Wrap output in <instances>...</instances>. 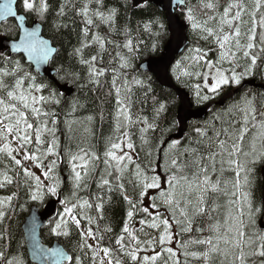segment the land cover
Listing matches in <instances>:
<instances>
[{
    "label": "trees",
    "instance_id": "1",
    "mask_svg": "<svg viewBox=\"0 0 264 264\" xmlns=\"http://www.w3.org/2000/svg\"><path fill=\"white\" fill-rule=\"evenodd\" d=\"M188 1H190V7L192 6L191 8H193V15L196 21L200 24H203L206 20L205 16L210 17L213 15V11H208L203 6L204 4L209 2L213 4L220 3L219 9L222 14L224 7L228 3L234 2V0ZM36 2L38 4L39 0H36ZM47 2L49 10L43 21L39 20V17L34 13H25L21 3L19 10L26 15L28 23L33 21L40 22L44 36L51 41V44L57 50L49 68L55 71L61 69L60 76L55 74V80L73 91V94L67 97L66 94L56 89L55 83L38 77V81L42 80L50 85V88L46 89L43 94L49 96L50 93H54L55 99L59 101V103L53 101L44 105L45 110L56 113V125L53 126L49 123L48 126L49 128H55L57 153L55 156H49L44 159L43 164L47 165L51 160H56L57 167L54 170V174L60 181V194L57 196L46 195L43 201H32L27 193L28 185L32 184L34 186V180L24 177L22 168H18L8 157L0 154V181H3L4 174L13 178L12 184L0 187V199L16 193L11 206L4 208L6 215L3 221L0 222V236L3 237L0 239V251H3L8 259L21 257L24 260V264H31L26 253L22 232V225L29 214L30 208L38 206L41 209L47 202L56 200L57 197H60L61 200L66 197L75 200L71 196L74 191L72 166L74 163L79 165L83 162L80 160L72 161L71 156L84 155V152H87L95 153L98 159L88 161L89 175L84 178L83 184L76 190V193L77 197L90 200L93 203L98 202L94 197H102L104 199L105 220L100 222L101 228L108 224L113 228V233L110 235L114 237L119 234L129 209L118 188L114 187L112 191H109L108 187L97 188V181L107 168L104 163L105 159H109L111 164V168L107 170L113 173L111 177L107 178L115 185L117 182L115 177L120 175L121 180L119 182L123 183L127 195L137 201L139 200V188L134 187V182L135 170L137 165H139L147 176H159L162 187L161 189H150L148 195L144 198L143 206L149 207L151 215L137 212L133 216L130 223L137 230L136 235L141 240L148 239L150 236L158 238L163 232L162 224L159 228L154 229L148 227L147 224L141 226L139 221L145 219L150 224L153 222V217L159 214L162 219L169 220L170 232L174 234L172 243L166 244L165 247L172 248L177 253V256L169 259L168 254L165 252L156 264H164L165 260H168L169 264H174L175 261H179V264H204L203 260L193 259L191 256L185 257L183 253L185 250L188 252H202L205 250V245L188 242L209 236L211 233L208 231V225L215 223L216 220L223 223L230 207L227 203L229 197L223 194L210 195L208 207L211 208L214 204L219 205L218 210L211 213L213 220H209L207 215L195 216L192 219V231L183 233L180 232V226L172 222L173 218L168 207L160 203L159 199L156 200L158 207H151L153 203L152 197H157L161 190H165L164 186L166 185L163 184L175 172V168L171 167V161L177 159L180 164L188 163L191 157L185 151L186 149L197 148L200 152L206 153L207 148L205 146L208 143V137H211L215 131L228 127L232 123H236L238 126V122L242 120L244 115L239 109L244 108L247 101H251V106L256 109L257 118L260 119L259 113L264 112V91H261L263 89L249 92L244 88L238 94H232L231 92L235 86H228L216 92H209L205 88L204 91L200 87L204 79L203 75H183L182 73L186 69L189 71L199 70L204 73L206 68L205 61L217 62L221 51L213 38L202 39L201 36L205 35V33H202L200 29H193L188 21L187 36L190 40V45L178 57L170 70V74L176 86L189 94L194 109L203 108L209 104L214 105L208 111L204 120L191 121L188 123L183 137L175 139L180 130V123L177 119V112L180 106L178 97L173 91L161 88L152 75L139 71V65L143 62L162 56L164 47L170 38L162 13L154 7L142 3L134 7V0H102L100 4L97 3V0H47ZM85 3L89 4V16H92L94 21L91 26H86L84 17L77 15V12ZM61 5H65V12L64 15L58 16L57 12L60 10ZM109 9L116 10L114 24L111 27L108 23L101 22L95 16L96 11L107 14ZM207 11L212 14H207ZM157 19L163 23L164 27L162 29L159 24H150V22ZM145 24H150V28L147 31L144 27ZM56 25H60V27L57 28ZM5 26L3 30L6 31L0 33V35H4L8 39H16L18 28L15 23L11 21L6 23ZM208 26L214 27L211 23H208ZM86 27L88 30L87 37L84 36L83 32ZM93 34L99 35L106 41L103 50L100 49L97 42L92 40ZM128 40H131L135 49L132 53L124 47ZM82 41L90 44L89 47L83 49L84 59L97 55L95 66L104 69V75L96 78L98 83H94L89 79L88 67L81 64L79 57L74 54L75 49L81 47ZM153 44L156 45L155 50L153 49ZM196 48L202 49L201 54L206 52L207 56L205 60L200 61L198 69H193L191 66L195 62L191 57L197 55L194 51ZM3 56H9V54L0 52V71L9 70L13 66L11 63H6ZM9 57L13 61L21 59V56ZM121 57L129 58L130 67H120ZM22 63L25 69L29 70L24 60H22ZM235 63L238 62L229 63L225 60L215 63V66L226 73H231V68ZM177 64L180 65L179 68L176 67ZM249 64L251 65L250 61L246 59L245 64L239 63V67H236L238 72L246 75L240 82L250 80L255 81V88L259 85L263 86L264 59L257 62V67H252V75L248 76L245 73V68ZM30 70L33 72L32 68ZM33 74L35 73L33 72ZM61 76H63V79H61ZM134 78L143 81V84H135L133 82ZM6 79L9 83L11 82V78ZM114 80L115 85L113 84ZM197 86H199V97L207 96V100L197 96ZM223 99V106H218L217 104ZM117 100L123 102L130 117L129 121H125L123 115L120 116L119 122L121 125H126V127H121L119 132L116 131V116L119 108ZM161 103L165 104L166 110L157 114V109ZM73 107L75 108L74 111ZM89 117H91V120L88 119ZM145 120L153 127L147 128L144 123ZM145 128H147V131L142 132L141 129ZM249 128L251 129V125H249ZM197 129H201L206 135L202 137L196 131ZM125 131L128 133L127 137L123 135ZM254 131L252 129L245 137L243 143L244 151H248ZM43 139L48 142L51 141L52 136L50 133H44ZM128 141L134 145L131 150L126 147V142ZM113 142L121 143L120 149L125 150L132 157L130 163L127 160L121 162L122 166L127 165L122 173H116V161L105 156V152L111 148V143ZM12 146L16 147L15 144ZM81 149L84 152H81ZM120 149H113L112 151L115 155L117 153L120 155ZM30 150H34V137L33 146H30ZM85 159L88 160V157L86 156ZM240 159L243 161L245 158L241 156ZM28 164H33V162L28 161ZM205 164L209 165V174L213 181H215L217 176H220L221 180L224 181L231 180L235 175L230 170H225L221 175V165L219 163H217L216 172L213 174L209 162L206 161ZM24 167H26L25 163ZM93 167L94 171L92 170ZM228 167L227 164L224 165L225 169H228ZM249 167L252 168L250 174L252 200L255 206L262 207V212L256 221V225L259 227L264 215L262 200L264 161H258L249 165ZM44 170V168H36L33 173L41 177V180L47 184L50 181L44 180L42 175ZM77 170L82 171L80 168H77ZM194 170V168L189 167L185 169V172L191 178V172ZM221 186L223 187V184ZM229 188H231V185H229ZM63 207L61 204V212H63ZM139 207L141 205L138 204ZM89 214L95 216V209H92ZM177 218H180L178 212ZM57 219H59V216L55 220ZM55 220L50 221L49 225L42 230V241L46 245H52L57 242L68 254H72V248L78 239V235L74 234L71 240L63 236L53 235L50 228L54 226ZM92 227L95 229L96 226L92 225ZM141 227H143V232L139 231ZM197 228L203 229V231L197 232ZM249 231H251V228H249ZM89 243H92V241H89ZM185 243H188L187 249L182 247ZM107 244L108 237L105 236V245ZM154 247L156 251H160L158 243ZM152 254L151 250L146 253H140L141 256ZM86 264H90V262L86 261ZM213 264H220V258H214Z\"/></svg>",
    "mask_w": 264,
    "mask_h": 264
},
{
    "label": "snow or ice",
    "instance_id": "2",
    "mask_svg": "<svg viewBox=\"0 0 264 264\" xmlns=\"http://www.w3.org/2000/svg\"><path fill=\"white\" fill-rule=\"evenodd\" d=\"M16 0H4L0 3V20L7 17H15L21 24L23 34L20 36L19 43H13L11 49L13 52H23L28 61L30 62L28 69H25L22 63L23 57L20 60H11L9 56H3L6 63H11L13 66L9 70L0 71V154L8 157L14 165L23 169V175L26 178L34 180V186L28 185L27 195L32 201H43L46 195L57 196L60 194V181L55 176L54 170L57 167L56 160H51L47 165L43 164V160L49 156L56 155L57 140L55 137V128H49V123L53 126L56 125V113L47 111L44 108L45 104L53 101L59 103L55 99V94L50 93L45 96L43 93L50 85L44 83L42 80L38 81V74H33L31 64L34 63L37 68L50 61L52 53L55 49L49 47L48 41L40 38L39 30L23 27L25 21L24 15H18L13 9V4ZM102 0H97L100 4ZM252 9L248 13L250 16L251 27L247 32L242 33L241 28L246 23L243 20V14L247 12L246 5L242 2L228 3L224 7L222 14L217 21L216 16H210L209 20L216 22V27H209L208 21L200 24L196 21L193 15L192 8H188L186 19L191 23L193 29H200L202 39L213 38L215 43L221 49L219 53V63L227 60L229 63L239 59L238 54L242 52L244 58H250L251 65L245 68V73H250L252 67L257 63V55L252 54V50L256 47L254 41L257 35V27L264 29V0H252ZM135 7L136 4L134 3ZM209 10H213L215 5L211 2L203 5ZM22 7L25 13H34L41 21L46 18V13L49 10L47 0H22ZM232 9H236L234 14ZM89 4L85 3L83 7L77 12V15L84 17L86 26L93 25L94 21L89 16ZM65 5H61L60 10L57 12L58 16L64 15ZM262 13L257 19V14ZM95 16L101 22L108 23L111 27L114 24L116 16L115 9H109L107 14L96 11ZM159 24L162 29L163 23L157 19L150 22V24ZM150 24H145V30H149ZM57 28L60 25H56ZM228 31H225V29ZM84 36H88L87 27L83 30ZM159 35V33H157ZM242 36H246L247 43L242 42ZM92 40L99 44L101 50L104 49L106 41L97 34L92 35ZM261 52H264V32L260 33ZM234 45V50H233ZM90 44L82 41L81 47L76 48L74 54L79 57V62L88 67L89 79L98 83L97 77L104 75V69L95 66L97 55H92L88 59L83 57V49L89 47ZM226 46H228L226 48ZM124 47L130 53L135 49L132 46L131 40H128ZM156 45L153 44L155 50ZM197 55L192 56L191 59L195 62L191 67L198 69L200 61L205 60L207 53H202V49H194ZM212 61H205V66L209 69L215 67ZM179 64L176 65L179 68ZM121 68L130 67L129 58L121 57ZM235 63L231 68L232 75L228 77L223 71L217 70L212 76V83L206 84L205 87L211 92H216L221 85L228 84L229 81L239 84L243 74H237ZM151 70V69H149ZM61 69L56 70V74L60 76ZM185 76H201L207 80L208 73H201L199 70H185ZM6 78H11L9 83ZM63 79V76H61ZM137 85H142L143 81L133 79ZM115 85V80L113 81ZM119 92V90H117ZM197 96L199 97V86H197ZM207 100V96L199 97ZM119 106L117 112V127L116 131L119 132L121 125L119 122L120 116L123 115L125 121H129L126 106L121 100H117ZM75 108L73 107V111ZM166 110L165 104L161 103L157 109V114ZM244 115L241 121L229 124L228 127H223L214 132L211 137H208L206 153L200 152L197 148L186 149L185 151L191 157V160L186 164H180L177 159L171 161V167L175 168V172L169 177L168 190H161L157 197H152V208H157L156 200L159 199L160 203L166 205L172 215V222L180 226V232L192 231V219L195 216L207 215L209 220H213L212 212L218 210L219 205L208 207V199L212 194H223L229 197L227 203L230 206L228 212L221 223L216 220L215 223L208 225V231L211 233L203 239H195L188 243L205 245V250L202 252H188L184 251L185 257L191 256L193 259H200L204 264H213L214 258H220V264H264V225L257 227L256 221L259 214L262 212V207L254 205L252 200V180L250 174L252 168L249 165L255 164L258 161H264V112L259 113L260 119L257 118L256 109L251 106V101L246 102V106L239 109ZM43 118V119H42ZM91 120V117L88 118ZM144 123L147 128H152L153 125L148 124L145 120ZM251 125V129L249 128ZM147 128L141 129L142 132L147 131ZM254 129L251 136L250 151H244L243 143L245 137L249 132ZM202 137L206 135L201 129L196 130ZM44 133H50L52 136L51 141L46 142L43 139ZM125 137L128 133L123 132ZM34 137V150H30L33 146ZM261 142L259 151H257L256 141ZM15 144L16 147L12 145ZM46 144V147H45ZM128 149H133L134 145L128 141L126 142ZM121 143H111V148L105 152V156L111 160L116 161V173H122L126 168L121 165L122 161L127 160L129 163L132 157L127 153L123 155H115L113 149H120ZM81 152H84L81 149ZM22 154V155H21ZM88 157V160L85 157ZM245 159L242 161L240 157ZM20 157V158H18ZM219 158V160H218ZM98 159L95 153L84 152V155H72L71 160H80L83 163L77 165L73 164L72 172L74 179V191L71 196L75 200L65 198L60 203L64 206L63 212L59 213V219L54 221V226L50 228L53 235L71 238L78 235L75 245L72 248V254H66L62 249L55 248L50 251L41 249V256L46 258L48 256L57 258L63 264H156L161 259L163 253H167L169 259L176 257L177 253L170 247H165L166 244L172 243L173 233L170 232V222L168 219H162L159 214L153 217V222L148 223L145 219H141L139 224L141 226L147 224L151 228H159L163 225V232L159 237H149L148 239L141 240L136 235V229L132 227L131 221L137 212H143L151 215L149 207L143 206L144 198L148 195L150 189H161L160 178L157 175L147 176L140 166L137 165L135 170L134 187L139 188V200H133L127 195L123 183H120L121 176L115 177L116 184L113 185L112 181L107 177H111L113 173L108 171L111 168L109 159H105L104 163L107 166L105 172L101 174L100 179L97 181V188L108 187L109 191L113 188H118L123 195L125 202L128 204L129 209L126 213L123 226L119 234L114 237L110 235L113 233V228L106 224L103 228L100 227V222L105 220L104 215V199L102 197H94L98 202L93 203L90 200L77 197L76 190L83 184L84 178L89 175V160ZM25 161H32L36 168H44L42 172L44 180L50 181L45 184L44 181L36 176L27 167H24ZM209 162L211 171L216 172V165L219 163L221 175L225 170L234 172V177L231 180L222 181L220 176H217L213 181L209 174ZM227 164L228 169L224 168ZM192 167L195 170L191 172V178L185 172L186 168ZM80 168L82 171L77 170ZM95 170L94 167L92 169ZM155 171V169H153ZM179 174V175H178ZM27 182V181H26ZM13 178L4 174L3 181H0V187L6 184H12ZM223 184V187L221 186ZM231 185V188H229ZM16 193L0 199V222L5 218V207H10ZM138 204L141 207L138 208ZM234 206V209H233ZM92 209H95L96 215H90ZM177 212L179 217L177 218ZM95 225V229L92 227ZM251 228V231H249ZM143 232V227L139 229ZM197 232L203 229L197 228ZM147 235V234H145ZM105 236L108 237V244L105 245ZM3 237L0 236V239ZM92 241V243H89ZM159 244L160 251L155 250V245ZM188 243L182 245L185 249ZM151 250L152 255H143L140 253L148 252ZM127 258V259H125ZM0 264H24L21 257H13L8 259L3 251H0ZM164 264H169L168 260ZM174 264H179L175 261Z\"/></svg>",
    "mask_w": 264,
    "mask_h": 264
},
{
    "label": "water",
    "instance_id": "3",
    "mask_svg": "<svg viewBox=\"0 0 264 264\" xmlns=\"http://www.w3.org/2000/svg\"><path fill=\"white\" fill-rule=\"evenodd\" d=\"M150 3L157 7L158 10L164 14L168 32L170 35V39L167 41L164 51L161 57L150 59L139 65V71L141 73L150 74L155 79L156 83L163 89H167L173 91L178 97L179 108L177 112V119L180 123L179 134L175 137V139H181L186 132L187 125L191 121H199L204 120L208 114V111L213 107L214 104H209L206 107L194 109L191 104V99L189 94H187L184 90L179 89L174 83L172 77L170 76L171 67L176 62L177 58L180 57L185 50L190 45V40L187 36V26L181 21L180 17L176 14L178 9L184 8L186 6L183 0H149ZM4 0H0V3H3ZM140 0H134V3L138 5ZM18 0L13 4V9L16 10V5ZM13 20L19 30V36L17 40H8L3 39L0 42V51L4 52V50H9L10 55H21L23 56L26 65H29L26 55L23 52H13L11 49V45L13 43H19L20 36L23 34L22 28L20 27L21 22L15 17H7L6 19L0 20V25ZM23 27L28 28L29 30L38 29L40 38L48 41L49 47L55 49L52 53L50 61L46 64H43L37 68V66L32 63L31 67L34 72L41 77L47 78L50 81H55L53 76L55 74L54 70L49 68L50 62L56 54V48L51 44V42L43 36L42 26L38 23H35L32 27H28L26 25V18L23 22ZM151 69V70H149ZM56 84V82H53ZM255 81H247L244 83V86H255ZM242 87V88H243ZM58 90H61L70 96L72 94V90L67 87H63L57 85ZM242 88L235 90L232 94H238L241 92ZM258 89H264V86L259 85L256 86ZM224 104V99L218 103V106H222ZM263 179H264V168H263ZM263 212H264V181H263ZM61 199L52 200L43 209H40L37 206H33L30 209L29 215L26 217L23 225L22 232L24 237V243L26 252L28 255V260L31 264H63L62 261L57 258L48 256L46 258L42 257L40 252L41 249L45 251H50L55 248L62 249L66 254H68L64 248L57 242L52 245H46L43 243L41 238V233L44 228H46L50 221L55 220L59 214V204ZM264 215L260 221V225H264L263 223Z\"/></svg>",
    "mask_w": 264,
    "mask_h": 264
},
{
    "label": "rangeland",
    "instance_id": "4",
    "mask_svg": "<svg viewBox=\"0 0 264 264\" xmlns=\"http://www.w3.org/2000/svg\"><path fill=\"white\" fill-rule=\"evenodd\" d=\"M238 2H241V0H234V2L233 3H238ZM242 2L246 5V7H247V12H245L244 14H243V20L244 21H246V23L242 26V28H241V31H242V33H245V32H247V30L251 27V21H250V16H249V12L251 11V9H252V6H253V4H252V0H242ZM20 3L22 4V0H18V3H17V5H16V10H17V14L18 15H24L25 17H26V15L24 14V13H22V12H20V10H19V5H20ZM189 3H190V1H189ZM191 5V4H190ZM214 5H215V8L213 9V10H211V11H213V15L212 16H216V18H217V21L219 20V17H220V15H221V12H220V9H219V7H220V3H214ZM192 7V6H191ZM191 7H189V8H191ZM193 9V8H192ZM208 11H209V9H208ZM207 11V14H209V15H211L212 13H210V12H208ZM236 11V9H232V13L234 14V12ZM262 11H264V10H262ZM204 12H206L205 10H204ZM262 13H258L257 14V19H259V16L261 15ZM184 17H185V15H184ZM203 17H204V15H203ZM90 18H92V16L90 17ZM204 18H206V20H208L209 19V16H205ZM93 19V18H92ZM40 20V19H39ZM187 19H185V22L187 23V25H189L188 23V20L186 21ZM205 20V21H206ZM14 22L13 20H9L8 22ZM7 22V23H8ZM15 23V22H14ZM35 23H38V24H40V22H38V21H33L32 23H28V19H27V17H26V25L28 26V27H32ZM208 23H211L214 27H216L217 26V24H216V22H213V21H208ZM6 24V23H5ZM5 24H1L0 25V33H3L4 31H6V30H3L4 29V26H5ZM16 25V24H15ZM6 27V26H5ZM43 31V30H42ZM225 31H228V29L226 28L225 29ZM261 32H264V29H261L259 26L257 27V35H256V39H255V41H254V44L256 45V47L252 50V54H255V55H257V62H259V61H261L262 59H264V52H261V44H260V33ZM18 36H19V32H18ZM43 36H44V33H43ZM45 37V36H44ZM46 38V37H45ZM3 39H8L7 37H4V35H0V40L2 41ZM47 39V38H46ZM242 42L243 43H247V39H246V36H242ZM219 50H220V48H219ZM4 51H7V53L9 54V51L8 50H4ZM18 56H21V55H18ZM238 56H239V59L236 61V62H238V64L239 63H243V64H245V60L246 59H248L249 61H250V63H251V60H250V58H244L243 57V54H242V52L241 53H239L238 54ZM54 58V57H53ZM53 60V59H52ZM248 66H250V64L249 65H247L246 67H248ZM254 67H257V63H256V65L254 66ZM217 70H220V69H218L216 66L215 67H213V68H211V69H209V68H205V71H204V73L205 72H207L209 75H208V78H207V80L204 78L203 80H202V84H200V87L205 91V89L206 90H208L209 91V89L207 88V87H205V85L206 84H208V85H210L213 81H212V76L216 73V71ZM220 71H222V70H220ZM224 72V74L226 75V76H228V77H231V75H232V72L230 73V72H225V71H223ZM236 72H237V74H242V73H240V72H238L237 70H236ZM252 72L253 71H251L250 73H246L248 76L249 75H252ZM56 74V73H55ZM204 77V76H203ZM243 77H246V75L245 74H243L242 75V78ZM53 79L55 80V75L53 76ZM50 81V80H49ZM51 82H55V81H51ZM241 83L242 82H240V84H235L234 82H231V80L229 81V83L228 84H225V85H221L220 86V88H218L217 90H221V89H223V88H226V87H228V86H235V89L236 88H238V86L239 85H241ZM57 85H60V86H63V87H67L66 85H62V84H60V83H56V85H55V87H56V89L58 90V88H57ZM68 89H70L69 87H67ZM205 88V89H204ZM58 91H60V90H58ZM209 92H211V91H209ZM62 93H64V94H66L65 92H62ZM72 94H73V92H72ZM71 94V95H72ZM70 95V96H71ZM67 96V95H66ZM67 97H69V96H67ZM250 146H251V140H250V143H249V148H248V151H250ZM256 146H257V151H259V149H260V146H261V142L259 141V140H257L256 141ZM120 152V155H123L124 153H127L125 150H123V149H120L119 150ZM57 153V152H56ZM117 156H119L118 155V153L116 154ZM25 163V165H26V167L30 170V171H34L35 169H36V167L33 165V164H28V161H25L24 162ZM40 179H41V177H40ZM163 185H166V186H164V189L165 190H167L168 189V183L166 182L165 184H163ZM161 187H162V185H161ZM58 198H60V197H57L56 198V200L58 199ZM61 199V198H60ZM47 203H49V202H47ZM46 206V205H45ZM31 209V208H30ZM59 211H60V213H61V203L59 204ZM29 215V214H28ZM59 216V215H58ZM26 249V248H25ZM27 253V252H26ZM28 256V255H27Z\"/></svg>",
    "mask_w": 264,
    "mask_h": 264
},
{
    "label": "flooded vegetation",
    "instance_id": "5",
    "mask_svg": "<svg viewBox=\"0 0 264 264\" xmlns=\"http://www.w3.org/2000/svg\"><path fill=\"white\" fill-rule=\"evenodd\" d=\"M185 1V3H186V6L184 7V8H181V9H178L177 11H176V14L180 17V19H181V21H183L185 24H186V26H187V32H188V29H189V25H187V23L185 22V19H186V14H187V11H188V8L190 7V3H189V1L188 0H184ZM140 3H142V4H146V5H150V6H152V7H154L156 10H158V8L157 7H155V6H153L151 3H150V1L149 0H140V2H139V4ZM138 4V5H139ZM159 11V10H158ZM160 12V11H159ZM161 13V12H160ZM163 15V17H164V20H165V22H166V19H165V16H164V14H162ZM184 15H185V17H184ZM187 21V20H186ZM189 24V23H188ZM168 29V26H167V22H166V30ZM170 39V38H169ZM168 39V40H169ZM244 85V81H243V83H242V85L241 86H243ZM240 86V87H241ZM264 86V85H263ZM244 88L247 90V91H249V92H254V91H257V90H259L258 88H255V86H244ZM243 88V89H244ZM242 89V90H243ZM261 90V89H260ZM261 91H264V89L263 90H261Z\"/></svg>",
    "mask_w": 264,
    "mask_h": 264
},
{
    "label": "bare ground",
    "instance_id": "6",
    "mask_svg": "<svg viewBox=\"0 0 264 264\" xmlns=\"http://www.w3.org/2000/svg\"><path fill=\"white\" fill-rule=\"evenodd\" d=\"M222 106H223V105H222ZM47 204H48V203H47ZM32 207H33V206H32ZM32 207H31V208H32ZM37 207H38V206H37ZM44 207H45V206H44ZM44 207H43V208H44ZM43 208H41V209H43ZM29 212H30V211H29Z\"/></svg>",
    "mask_w": 264,
    "mask_h": 264
}]
</instances>
